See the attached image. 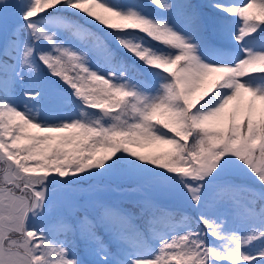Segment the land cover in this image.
<instances>
[{
  "label": "trees",
  "instance_id": "obj_1",
  "mask_svg": "<svg viewBox=\"0 0 264 264\" xmlns=\"http://www.w3.org/2000/svg\"><path fill=\"white\" fill-rule=\"evenodd\" d=\"M17 1L21 16L6 30L0 47V155L8 160L7 166L11 169L5 175L6 181H12V175L29 184L47 182L51 176L57 181L103 177L106 180L108 176L112 179L119 176L123 168L131 166L156 173L158 168L176 167L171 163L178 156L184 159L180 156L181 150L186 153V160L189 145L198 141L204 143V149L215 145L224 151L247 145L250 147L247 150L262 153L264 157V94L253 97L239 89L232 98L225 99L222 93L226 85L216 71L211 76L209 90L199 92L197 86L203 72L195 58L185 60L188 56L185 44L160 32L150 19L120 9L126 2L132 8L158 14L164 11V8L156 10L155 4L161 0ZM207 1L171 0L173 5H180L188 12L202 11L212 24L217 17L212 13L215 8ZM249 18L256 25L257 35L264 36V0L250 10ZM54 34L63 38L60 43ZM47 40L52 43L50 50L41 46ZM143 40L156 42V46L142 45ZM157 44L170 51L177 50L178 54L167 68L172 82L164 103L153 108L145 118L136 114L133 99L125 94L123 87L108 77L95 75L90 69L86 71L81 63L75 64L85 55L105 69L112 68V72L129 76L137 84L151 85L156 80L155 72L166 59ZM31 63L54 80L57 90L64 94L61 100L66 101V106L71 104L79 111L75 121L58 128L54 138L42 143L38 140L41 129L29 117L38 115L46 93L42 83L34 78ZM26 92L35 94L38 100L30 113L23 114L17 104ZM87 104L105 110L109 122L88 114ZM26 123L28 128L24 126ZM30 172L39 176L25 180ZM139 178L132 175L123 182L130 186ZM241 186L221 185L212 197L231 206L230 221L251 223L250 239L261 235L257 236L258 257L264 260V197ZM77 212L79 215L69 221L56 222L53 218L50 225L55 228L53 235L61 238L45 240L47 247L54 244L55 251L50 255V250H46L49 256L45 257V264H70L64 259L63 251L69 247L79 251V242L89 238L108 240V247H113V235L121 233L118 214L126 218L125 225L120 226L122 229L135 225L141 234L165 225L163 220L167 216L187 221L181 223L184 233L174 231L164 236L161 261L150 260L144 264H190L198 250L196 246L204 245L203 237L216 242L214 248H209L208 264H243L229 235L218 245L216 236L204 234L207 226L213 228V214L203 203L200 209L185 215L176 209L160 215L142 200L124 201L118 212L103 207H98L95 213L90 211L87 216L81 210ZM110 223L114 232L107 227ZM34 234L33 241L45 238L43 233ZM79 260L87 264L111 262L97 256L94 259L82 256Z\"/></svg>",
  "mask_w": 264,
  "mask_h": 264
},
{
  "label": "rangeland",
  "instance_id": "obj_2",
  "mask_svg": "<svg viewBox=\"0 0 264 264\" xmlns=\"http://www.w3.org/2000/svg\"><path fill=\"white\" fill-rule=\"evenodd\" d=\"M258 2L259 0H208V5L215 8L212 13L217 17L209 30L205 29L206 20L200 12H188L179 5L171 4V0H162L165 11L161 14L132 8L127 3L121 6V10L143 19L148 18L161 32L179 39L186 45L188 57L199 61L203 79L197 86L198 91L209 90L211 76L216 71L224 80V84L228 85L223 95L225 99H230L239 89H242L244 95L264 94V38L253 34L255 25L248 17L250 10ZM20 16L17 0H0V47L4 33ZM53 37L58 43L63 39L55 34ZM142 43L154 46V43L147 40ZM62 44L65 45L66 41ZM41 46L50 50L52 43L47 40L42 42ZM161 49L162 56L166 59L155 72L156 80L151 86L139 85L121 72H112V68H101V63L91 61L85 55H81L75 64L81 63L89 67L95 75H103L123 86L125 94L129 93L133 98L136 114L139 118H145L153 108L164 103L172 82L167 68L171 66V60L178 51L169 53L170 50L166 46ZM184 58L189 60L187 56ZM31 66L34 69V78L42 83L46 93L38 115L29 117L42 129L38 139L42 143L55 136L58 128L73 120L78 113L69 111L71 106H64L65 101H61L63 94L57 90L54 80L42 73L38 65L31 63ZM3 82L7 84V80ZM37 100L35 94L25 93L17 107L23 114L30 113V109L36 107ZM88 107L95 117L105 123L109 122L105 110L90 105ZM24 126L28 128L29 123ZM189 147L186 160V153L181 150L180 156H184V159L178 156L171 163L176 167L158 168L156 173L150 174L148 169L131 166L123 168L119 176L113 179L108 176L106 180V177H103L89 181L71 178H64L62 181L60 178L57 181L51 176L47 182L39 185L29 184L19 179V176L13 175L10 176L13 177L12 181H6L5 175H8V170L11 173V169L7 166L8 160L0 155V264H45L44 259L49 256L45 253L46 250H50V255L55 254L52 249L54 244L47 247V242L44 243L45 240H52V231L46 228L53 223V218L56 222L69 221L79 215L77 209L87 216L90 211L95 213L98 207L118 212L126 200L145 201L160 215L171 209L182 210L185 215L200 209L203 203L213 214V228L211 230V227L207 226L204 234L216 236L218 245L229 235L244 263L264 264V260L257 257V236L261 235L250 239L251 223L230 221L231 208L225 202L216 201L212 197L219 186L228 184L242 185L241 189L252 190L264 197L262 153L247 150L250 148L247 145H242L240 149L227 148L225 151L221 150V146L215 145H208L209 148L204 149V143L199 141ZM35 175L39 176L36 172H30L25 180H32ZM132 175L140 178L128 186L123 180ZM160 207L162 209H159ZM117 216L121 233L113 235V247H108V240L94 241L89 238V241L79 242V251L74 250L75 247L63 251L64 259L70 264H87L79 260L81 254L111 259L108 264H143L148 261L147 256L159 259L162 240L153 247L150 245V237L160 238L165 234L163 228L153 227L148 234H141L135 225L124 230L120 226L125 225L126 218L121 214ZM182 222L187 221L179 218L164 220L167 230L177 232L185 231L181 226ZM26 225L31 229H26ZM112 226L110 223L107 227L111 229ZM35 229L37 234L45 232L46 237L33 241ZM111 231L114 232V229ZM202 241L204 245L196 246L198 250L193 254L190 264L209 263V248H214L216 242L206 237H203Z\"/></svg>",
  "mask_w": 264,
  "mask_h": 264
}]
</instances>
